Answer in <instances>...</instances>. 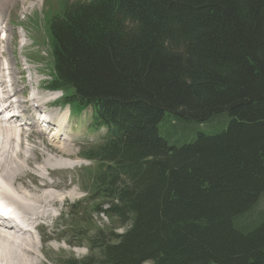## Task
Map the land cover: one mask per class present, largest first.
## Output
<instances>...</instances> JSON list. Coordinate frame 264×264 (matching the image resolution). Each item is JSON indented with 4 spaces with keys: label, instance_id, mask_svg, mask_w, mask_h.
Instances as JSON below:
<instances>
[{
    "label": "trees",
    "instance_id": "16d2710c",
    "mask_svg": "<svg viewBox=\"0 0 264 264\" xmlns=\"http://www.w3.org/2000/svg\"><path fill=\"white\" fill-rule=\"evenodd\" d=\"M46 23L47 88L105 130L90 209L123 229L65 264H264V217L242 220L264 193V0H63ZM166 113L229 120L174 146ZM83 205H69L77 239Z\"/></svg>",
    "mask_w": 264,
    "mask_h": 264
},
{
    "label": "bare ground",
    "instance_id": "6f19581e",
    "mask_svg": "<svg viewBox=\"0 0 264 264\" xmlns=\"http://www.w3.org/2000/svg\"><path fill=\"white\" fill-rule=\"evenodd\" d=\"M34 5L35 0H0V53L9 50L15 37H27L20 32L15 33L10 26L12 11L22 6L20 9L24 13ZM22 39L19 40L20 48L26 45L25 39ZM15 66L14 58L10 61L0 57V211L23 223L26 229L16 231L0 227V264H41L38 256L43 247L37 245L38 239L44 242L56 238L47 232V228L56 221L53 209L55 211L58 203L66 200L67 196L61 192L67 185L45 179L47 175L43 171L52 175L60 160L49 157L47 152L70 158L74 154L70 145L73 139L66 135L62 137L61 133L67 124L65 115L68 112L56 123H45L47 116H43L42 120L37 117L41 108L52 103L53 97L43 98L44 87L41 84L33 85L31 78L26 84L30 89L27 86L19 88L17 74L21 71L18 73ZM35 90H38L37 93ZM47 113L50 119L56 116L55 111L47 110ZM53 126L58 130H54L49 141H34V132L44 134ZM39 156L42 159L37 167L34 162ZM28 178L32 180L33 186L27 182ZM35 230L40 235L37 242L33 235Z\"/></svg>",
    "mask_w": 264,
    "mask_h": 264
},
{
    "label": "rangeland",
    "instance_id": "374dc122",
    "mask_svg": "<svg viewBox=\"0 0 264 264\" xmlns=\"http://www.w3.org/2000/svg\"><path fill=\"white\" fill-rule=\"evenodd\" d=\"M60 1L63 0H35V5L31 10L28 9L23 13L21 12L22 6H19L12 11L10 26L15 33L18 34L20 32L19 34H25L27 37H24L25 40L18 36L15 37L9 45V50L0 53V57L1 59H8L10 61L14 58L16 61L15 68L18 73L21 71L17 74L19 88L27 86L26 84L28 83L29 78L32 79L31 83L33 85L38 83L43 87H46V84H48V81L50 80V71H52L51 43L46 20L47 15L58 8ZM21 39L26 42V45L23 48H20L19 40ZM42 93L44 95L51 94V92L45 89L42 90ZM52 95L60 96V93ZM49 109L58 112L56 119H54V123L59 121V118L62 117L64 113L68 112L67 106H59L57 102H55V106L49 105ZM65 117L67 119V124L61 133L62 137H65V135L72 137L73 141L70 145L74 154L70 158H64L58 154L47 152L49 157H54L53 159L55 160L60 159L58 161L60 165L58 164L57 167H55V171L52 175H48L46 171H43V174L45 176L47 175L45 177L47 181L67 185L66 188H62L61 192L64 196L71 195L69 196L70 198L66 196V200L62 201V203H58L55 207V211L53 209L56 221L51 223L50 227L47 228V232L54 234L56 238L47 239L43 242L38 239L40 236L38 231H33L36 242L37 239L39 240L37 245H42L43 247L42 253L38 256L41 264H65V261L70 258L75 260L85 259L90 254L87 238L93 237L95 235V230L101 229L103 236L107 239L108 231H106V226L111 227L115 225L116 232L118 233L123 230L120 226V222L117 223L114 221L113 224H111V220L106 216L103 214L99 215L90 209L92 203L89 201L87 190L90 179H88L89 174L86 170L92 165V162L87 159V152L90 148L100 143L105 131L104 128L95 129L90 127L89 114H83L80 115V117L75 118L67 113V116L65 115ZM228 120L226 114H218L207 121L200 123L178 118L173 113H166L159 122L158 132L168 144L180 146L192 141L198 133L213 135L222 132L226 129ZM54 130L57 131L58 129L53 126L44 134L34 132V141L40 142L43 139L49 141ZM55 156L58 157L56 158ZM41 159L42 157L39 156L36 163L34 162V165L39 166ZM65 165L67 167H65ZM31 181L30 178L27 179V182L33 186ZM73 191L75 193H73ZM76 202L84 203L80 208L83 212V218H86V223L80 231L82 232V238L78 239L75 236H77L76 233L79 231L75 229V227L71 228V224L75 223V219L72 220L68 217L69 205L75 204ZM261 217H264V193L254 207L244 214L242 220L247 223H254ZM260 220L257 222L259 223ZM258 223L255 226H257Z\"/></svg>",
    "mask_w": 264,
    "mask_h": 264
},
{
    "label": "water",
    "instance_id": "95a60500",
    "mask_svg": "<svg viewBox=\"0 0 264 264\" xmlns=\"http://www.w3.org/2000/svg\"><path fill=\"white\" fill-rule=\"evenodd\" d=\"M142 264H151L150 261H145Z\"/></svg>",
    "mask_w": 264,
    "mask_h": 264
}]
</instances>
